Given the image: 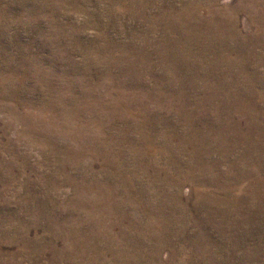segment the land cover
Listing matches in <instances>:
<instances>
[{
	"label": "rangeland",
	"instance_id": "374dc122",
	"mask_svg": "<svg viewBox=\"0 0 264 264\" xmlns=\"http://www.w3.org/2000/svg\"><path fill=\"white\" fill-rule=\"evenodd\" d=\"M0 264H264V0H0Z\"/></svg>",
	"mask_w": 264,
	"mask_h": 264
}]
</instances>
